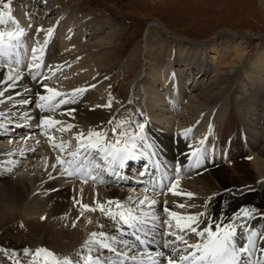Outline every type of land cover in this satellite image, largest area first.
<instances>
[{"label": "bare ground", "instance_id": "1", "mask_svg": "<svg viewBox=\"0 0 264 264\" xmlns=\"http://www.w3.org/2000/svg\"><path fill=\"white\" fill-rule=\"evenodd\" d=\"M11 12L25 35L19 46L2 58L11 62L10 67H0V91L4 93L0 97L4 101L0 103V223L23 222L36 241L34 246L45 242L56 250L57 258L72 256L80 264H86L89 252L84 244L91 233L104 231L117 237L120 233L115 231L116 222L99 210L88 211L83 206L96 208L104 204L106 209L116 211L115 205L109 206L108 201L128 205L129 197L136 201L147 196L156 202L153 208L159 220H150L149 225L154 227L145 226L140 235L152 242L149 248L153 255L157 251L170 253V249L162 247L165 240L171 239L163 223L169 219L163 211L167 202V208L180 216L206 213L213 221V231L216 223L221 227L233 223L237 227L238 245L247 247L250 232L258 233L255 247L249 252L255 264L264 248V44L248 58L243 45L231 47L219 40L196 44L172 37L170 43L162 42L150 29L156 35L170 33L156 22L144 35L142 48L132 51L136 61L128 62V69L122 67L113 75L117 79L127 71L128 77L123 79L119 99L115 101H123L117 108L132 117L131 130L138 131L137 123L146 125L145 139L137 141L140 152L149 153H143V148L153 152L160 165L163 160L168 166L172 160V164L176 162L186 168L179 180L176 177L172 180L175 189L159 194L151 191V176L156 171L143 169V178L139 172L131 177L139 154L120 167L106 165L99 159L100 153L94 151L92 159L102 168L94 169L96 181L88 179L85 183L78 176L66 175L57 162L59 149L43 140H48L47 133L52 136L61 127L72 125L71 130L75 131L62 135L57 144H70L65 151L71 152L77 142L76 130L86 136L90 129L97 130L98 125L111 124L113 107L105 105L113 92L112 85H106L105 72L99 76L98 71L110 62L109 48L115 38L116 23L89 20L45 0H15ZM3 28L14 30L15 25L9 21L0 25V31ZM40 28L44 31L37 32ZM49 28L54 29L51 37L47 36ZM32 48L40 50L36 55L41 67L30 70ZM155 50V55L160 54L156 63ZM13 68L16 72H11ZM10 72L21 77L14 88L8 87L12 81L3 82ZM45 77L50 79L45 81ZM45 83L66 94L84 86L85 94L77 93L74 102L41 111L36 107L39 95H51L42 87ZM45 117L62 122L55 125V133L54 126L52 133L48 125L38 127ZM197 149L201 150L199 166L191 156ZM145 188L149 190L145 192ZM173 191L179 194L174 195ZM180 204L184 207L177 206ZM241 209L254 211H250L247 219H233ZM202 219L205 223L200 229L207 224V219ZM241 224L244 227H239ZM124 231L132 230L125 226ZM153 231H159V235H151ZM188 235L189 244L202 242L195 234ZM122 239L136 243L131 235ZM114 246L118 252L129 255L143 251L139 247L130 251L123 244ZM157 246L160 250L155 249ZM102 252H106L105 259H117L109 251L95 248L91 255L95 257Z\"/></svg>", "mask_w": 264, "mask_h": 264}, {"label": "snow or ice", "instance_id": "2", "mask_svg": "<svg viewBox=\"0 0 264 264\" xmlns=\"http://www.w3.org/2000/svg\"><path fill=\"white\" fill-rule=\"evenodd\" d=\"M2 8H0V25H6L9 21L15 25L14 30L0 31V67L9 66L11 62H5L2 58L8 57L10 55V50L17 48L19 46L20 38L25 35V31L19 26L18 21H16L11 12L12 0H0ZM44 31L43 28L37 29V32ZM54 29H47V36L51 37ZM47 39L45 44H47ZM32 61L33 63L28 65V68H40L41 64L38 62L39 57L36 53L40 50L37 48H32ZM16 65L19 67L20 61L16 60ZM11 72H16V69H11ZM11 72L6 76L3 81H12L8 85L9 88H14L16 82L21 79L17 74L13 76ZM33 79L36 77L33 76ZM45 81L50 79V77H45ZM93 85L92 87H94ZM42 87L49 93L50 96L39 95V101L36 105L41 111H51L56 108L58 104L72 103L77 93L85 91V89H76L71 94L61 93L55 89L49 88L47 84H43ZM4 93L0 91V97H3ZM70 96V99H59L57 97ZM4 101L0 99V103ZM112 99L111 96L106 107H111ZM74 111V110H73ZM71 114V113H69ZM61 121L55 120L52 117H45L40 120L39 126L48 125L49 128L54 125L61 124ZM111 123V121L109 122ZM133 121L124 120L120 121L117 127L112 128V134L114 138V143L107 141L108 133L104 130L97 131L95 129H90L88 133H77L75 139L77 141V147L75 151L66 152V148L70 147V144L61 143L59 145L52 144L51 147L54 149H59L60 154L57 155V162L63 166V170L67 176H78L83 182H87L88 179L96 181L98 179L97 175L94 174V169H101L102 165L92 159L93 152L100 153V160L106 165H119L123 167L125 162L136 158L138 151L137 141H143L145 139L144 129L145 123H137V132H133L131 128H124V125H131ZM72 125L67 127H61L59 131L70 130ZM118 128L121 129L118 131ZM187 135V133H184ZM203 143V141H201ZM191 156L195 158L196 166L201 163V150L197 149L191 153ZM56 165H53L55 168ZM176 180H179V166L176 167ZM102 182V181H101ZM176 188V184L171 183L170 187L162 189L160 194H165L166 191H172ZM149 189L145 188L144 191L147 192ZM155 191V188H153ZM174 195L176 193L173 191ZM191 196V194H188ZM130 204L125 205L120 201L110 200L107 202L109 206L115 205L116 211H112L111 207L105 208L104 204H98L96 208H92L88 205L83 207L88 211L99 210L109 219L117 223L115 231L120 233V236L110 235L104 231L93 232L90 234L88 240L85 241L84 248L89 252L86 258V264H243V256L247 255L255 247L254 238L258 236L256 232H250L248 236V246L244 247L238 245V238L236 235L237 227L233 223H229L221 227L220 223L215 224V231H213L211 218L206 217V213H198L196 215L180 216L178 213L170 211L167 208V202L163 211L167 214L169 219L163 221L167 226L169 231L166 233L171 239L165 240L162 247L164 249H170V253L166 254L163 251L155 252L153 255V250H150L149 246L152 243L150 240L142 238L140 233L144 232L145 226L149 225V221L159 220V216L155 214L153 206L155 205L154 200H150L147 196L143 199H138L132 201V198H128ZM178 207H184V205H177ZM147 209V210H146ZM250 211L248 209H241L235 214L233 219H247L249 218ZM207 219V224L203 229H200V225L205 223ZM43 219V217H42ZM175 221V223H173ZM122 222V224H121ZM75 226V225H73ZM131 229L130 233L124 231V227ZM102 228L103 225H100ZM239 227H244V225H239ZM189 233L195 234L196 237L200 238L202 242H197L195 244H189L188 239ZM131 235L135 237V244H129L128 241L123 240L124 235ZM147 235V233H145ZM123 244L126 248L132 251L135 248H142L143 251L129 255L127 252H118L114 245ZM183 245V247H180ZM95 249L99 251H109L112 252L117 259L113 260H101L100 256L97 255L93 257L91 255L92 251ZM261 252L264 253V248H261ZM43 254L46 257L43 260V264H80L77 260L73 262L70 258H57L55 254L48 249L38 248L35 253H30L29 250L25 249V255H32V264H37L35 258L41 257ZM255 264H264V256L257 259Z\"/></svg>", "mask_w": 264, "mask_h": 264}, {"label": "rangeland", "instance_id": "3", "mask_svg": "<svg viewBox=\"0 0 264 264\" xmlns=\"http://www.w3.org/2000/svg\"><path fill=\"white\" fill-rule=\"evenodd\" d=\"M45 1L51 2L56 6L66 7L68 11L84 15L89 20L116 23L115 38L109 48L111 50L110 62L104 65L102 70L98 71L99 76L105 72L103 76H106V85L111 84L113 90L110 95L112 99L111 107H113L112 111L114 113L112 122L107 127L98 125L99 128L97 129V131H106L108 133L107 140L110 142H115L111 131L112 128L117 127L120 121L132 120V117L126 116L123 111L117 108L123 101H115V99H119V87L123 79L128 77L127 71L117 79H114L113 75L120 72L122 67L128 69V62L136 61L137 57L132 51L136 50L138 52L142 48L144 35L154 23L159 22L170 33L166 35L161 32L160 35H156V32L150 29V33L155 37H160L162 42L170 43L172 37L181 38L185 42L189 41L196 44L219 40L231 47L243 45L242 48L248 58H252L255 52L264 44V0ZM13 2L15 0H12V4ZM0 8H2V4H0ZM19 26L21 27L20 24ZM8 29L3 28L1 31ZM109 29L110 27L104 31ZM155 52L157 50L154 51V63L160 59V54L155 55ZM56 70L57 72L61 71L59 69ZM82 88L84 86L79 89ZM71 89H75V86H72ZM79 94L83 95L85 92H79ZM66 124L68 123L66 122ZM129 127L133 130V123L130 126L124 125L125 129ZM73 130L70 129L63 132L58 130L60 136L58 134L52 135L59 138L52 137L47 133L48 140H43L46 142L45 144L57 145L62 139H60L62 135L65 136L71 131L73 132ZM120 130L118 128V131ZM55 132L54 125L53 133ZM76 132L81 133L82 131L76 130ZM70 135H73V133ZM50 138H54L56 141H50ZM63 138L66 139L67 137ZM76 147L77 142L71 148L75 151ZM35 243L36 241L32 239V233L26 231L25 223L20 221L7 225L0 223V264H32L33 256L25 255V249L29 250L30 253H35L38 248H45L56 256V250L49 248L45 242H40L42 245H39V247H36L38 245L34 246ZM105 253L97 254L102 261L106 258ZM108 254L113 253L108 252ZM45 258L42 254L41 257L35 259L37 264H43ZM70 259L74 262L76 257L70 256Z\"/></svg>", "mask_w": 264, "mask_h": 264}]
</instances>
